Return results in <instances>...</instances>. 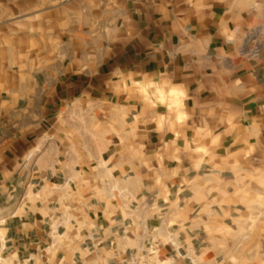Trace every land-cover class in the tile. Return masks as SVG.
I'll return each instance as SVG.
<instances>
[{
    "label": "crops",
    "instance_id": "obj_1",
    "mask_svg": "<svg viewBox=\"0 0 264 264\" xmlns=\"http://www.w3.org/2000/svg\"><path fill=\"white\" fill-rule=\"evenodd\" d=\"M0 22V264H264V0Z\"/></svg>",
    "mask_w": 264,
    "mask_h": 264
},
{
    "label": "built area",
    "instance_id": "obj_2",
    "mask_svg": "<svg viewBox=\"0 0 264 264\" xmlns=\"http://www.w3.org/2000/svg\"><path fill=\"white\" fill-rule=\"evenodd\" d=\"M70 0H65V2H69ZM4 220L0 218V228L3 225ZM3 239L0 233V243H2ZM170 245L174 246V244L172 243V239L169 240L168 242ZM159 261V257L157 258ZM170 264H174L173 260L169 261ZM126 264H145L143 262V256H142V252H140L139 250H135L134 252L130 253L127 257V261Z\"/></svg>",
    "mask_w": 264,
    "mask_h": 264
},
{
    "label": "rangeland",
    "instance_id": "obj_3",
    "mask_svg": "<svg viewBox=\"0 0 264 264\" xmlns=\"http://www.w3.org/2000/svg\"><path fill=\"white\" fill-rule=\"evenodd\" d=\"M3 0H0V4ZM65 1V0H63ZM6 24L3 23V22H0V40H3L2 38V35H3V32L5 31L4 30V26ZM251 205H254L253 203ZM255 206H257L259 208V210L262 211V213L260 214H257V215H254V216H251L252 217V223L253 224H260V223H264V198H261V199H258V200H255Z\"/></svg>",
    "mask_w": 264,
    "mask_h": 264
}]
</instances>
